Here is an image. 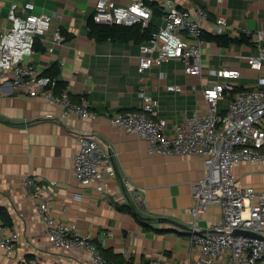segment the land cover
<instances>
[{
	"label": "crops",
	"instance_id": "0c3cea01",
	"mask_svg": "<svg viewBox=\"0 0 264 264\" xmlns=\"http://www.w3.org/2000/svg\"><path fill=\"white\" fill-rule=\"evenodd\" d=\"M25 1L34 4L35 14H56L50 30L35 39L30 64L41 74L53 67L61 82L56 93L66 90L73 103L85 102L96 118L82 120L75 114L63 117L58 105L0 84V211L6 212L11 222L6 225L0 215V226L3 234H18L13 253L0 248V264L30 260L39 264H93L81 249L65 251L48 242L46 224L21 186L26 176L39 185L56 182L50 214L92 237L106 259L120 264H186L196 251L189 243L191 183L203 177V159L149 153L144 139L111 126L108 118L139 109L137 92L145 87L159 102L158 116L169 125L181 123L194 110L206 109L202 84L213 79L207 73L209 68H238L242 87L253 86L257 77L264 75L247 64V56L255 53V47L250 42L220 47L207 41L201 76L187 75L183 64L174 59L140 73L139 46L147 40L96 41L88 36L96 0H0V27L9 24L10 4ZM112 1L127 5L134 0ZM173 1L178 8L189 10L202 4L207 20L201 25L211 34L209 23L219 15L227 18L225 34L234 38L243 35L242 29L255 32L264 22V0ZM159 6L162 15L153 16L155 25L162 23L166 11ZM55 29L61 31L64 42L53 45L50 51ZM182 38L195 43L184 35ZM170 84L178 85L179 90L167 91L165 87ZM225 103L219 101L221 110ZM79 134L96 135L109 145L116 173H103L104 192L93 185H81L73 176L72 158L78 151ZM233 174L238 186L264 190V165L243 162ZM124 178L135 184L138 199L124 188ZM162 218L187 228L160 221ZM221 218L220 206L209 204L197 227L207 230Z\"/></svg>",
	"mask_w": 264,
	"mask_h": 264
},
{
	"label": "built area",
	"instance_id": "2783aa9c",
	"mask_svg": "<svg viewBox=\"0 0 264 264\" xmlns=\"http://www.w3.org/2000/svg\"><path fill=\"white\" fill-rule=\"evenodd\" d=\"M151 1H157L166 11L162 23L156 25L147 42L139 46V72L174 59L183 64L187 75L201 76L203 49L207 44L202 37L201 22L207 20L202 4L189 10L178 8L173 0H134L127 5L96 0L92 18L99 24H140L146 28L153 21L148 5ZM33 10L34 4L29 1L20 5L12 2L9 6V24L0 27V84L22 95L42 97L58 105L63 117L75 114L82 120L96 118V113L90 111L85 102L73 103L66 90L55 93L58 78L43 75L30 64L35 39L50 30L56 16L35 14ZM209 27L213 34H225L227 18L219 15ZM242 33L255 47V53L247 56L248 66L264 73V22L255 32L242 29ZM183 35L195 43L186 42ZM63 42L61 31L55 29L48 49L51 51L53 45ZM207 73L213 79L202 84L206 109L194 110L181 123L169 125L165 118L159 117L156 109L159 102L145 87L137 92L139 109L116 113L108 120L111 126L144 139L149 153L203 159L204 175L191 183L193 222L189 243L190 249L196 251L195 257L186 264H264V190L238 186L233 174L234 168L243 162L264 165V75L257 77L253 86L242 87L238 83L241 77L238 68H209ZM165 89L178 91L179 86L170 84ZM220 100L226 101L223 110L219 107ZM104 172L116 173L109 145L96 135L79 134L78 151L72 158L74 178L81 185H93L97 191L104 192ZM122 183L138 199L135 184L127 178ZM55 185L54 181L39 185L29 176L21 181L26 196L35 203L46 224L48 242L65 251L81 249L93 264H115L104 258L92 237L57 221L50 214ZM209 204L220 206L221 221L210 225L205 232H197V222L207 212ZM235 230L250 231L260 237L236 234ZM17 240V233L3 234L0 226V248L7 254L14 252ZM24 264L39 263L30 260Z\"/></svg>",
	"mask_w": 264,
	"mask_h": 264
},
{
	"label": "trees",
	"instance_id": "16d2710c",
	"mask_svg": "<svg viewBox=\"0 0 264 264\" xmlns=\"http://www.w3.org/2000/svg\"><path fill=\"white\" fill-rule=\"evenodd\" d=\"M148 5L152 9L153 16L157 17L162 15V8L159 6V3L157 1L148 2ZM87 27H88V36L96 41H104V40H112V41H120V42L135 41L141 43L148 39L150 32L155 29L156 25L153 23V21L152 24H150L149 27L146 28L142 27L140 24H135L132 26L117 25V24H99L96 23L91 17L88 21ZM202 37L206 41L213 42L214 44L220 47H228L230 45L240 44V43H246V44L249 43V38L245 37L244 35H241L238 38H234L227 34H211L204 32ZM52 68L44 72L43 75L57 78V71L55 69L54 71H52ZM60 85L61 82L59 80H56V84L54 88L55 93L58 91V89H60ZM59 93H61V91ZM0 215L6 225L11 224L10 218L6 212L0 211ZM108 261H111L115 264L117 263L120 264V262L114 260H108Z\"/></svg>",
	"mask_w": 264,
	"mask_h": 264
},
{
	"label": "water",
	"instance_id": "95a60500",
	"mask_svg": "<svg viewBox=\"0 0 264 264\" xmlns=\"http://www.w3.org/2000/svg\"><path fill=\"white\" fill-rule=\"evenodd\" d=\"M160 221H164V222H168V223H171V224H173V225H175V226H178V227H181V228H187L186 226H183V225H181V224H179L178 222H176V221H174V220H170V219H167V218H162ZM190 230H191V226H190V228H189ZM206 230H200L199 228L197 229V232H205ZM235 233L236 234H242V235H246V236H253V237H260V236H258V235H256V234H254V233H252V232H250V231H243V230H235Z\"/></svg>",
	"mask_w": 264,
	"mask_h": 264
}]
</instances>
